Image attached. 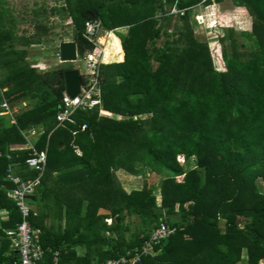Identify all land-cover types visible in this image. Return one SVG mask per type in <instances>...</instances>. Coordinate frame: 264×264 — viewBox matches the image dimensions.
Returning <instances> with one entry per match:
<instances>
[{"label": "trees", "instance_id": "obj_1", "mask_svg": "<svg viewBox=\"0 0 264 264\" xmlns=\"http://www.w3.org/2000/svg\"><path fill=\"white\" fill-rule=\"evenodd\" d=\"M67 1L79 56L95 47L83 34L85 21L99 18L106 30L129 27L127 35L116 33L119 43L111 36L123 60L100 64L101 107L79 110L75 122L52 130L64 72L73 68L40 71L27 60L28 48L50 30L43 21L25 35L17 19L0 20V111L3 101L21 108L15 124L0 115V208L9 211L0 232L21 220L8 192L9 166L21 178L35 177L25 160L46 149L30 206L36 192L45 199L57 191L51 182H71L81 195L67 202L65 224H41L31 206L29 220L45 250L38 264H103L140 248L162 221L174 232L140 264H264V0ZM212 2H233L251 17L249 31L231 27L219 38L223 71L192 24L194 7ZM173 6L184 11L174 25ZM44 12L39 6L32 14ZM40 124L45 133L34 149L12 150L26 143L23 131ZM179 156L184 163L194 158L195 166L186 169ZM138 166L163 175L160 202L147 184L129 193L120 185L116 171L135 174ZM135 216L140 222L132 227Z\"/></svg>", "mask_w": 264, "mask_h": 264}, {"label": "built area", "instance_id": "obj_2", "mask_svg": "<svg viewBox=\"0 0 264 264\" xmlns=\"http://www.w3.org/2000/svg\"><path fill=\"white\" fill-rule=\"evenodd\" d=\"M172 13L183 14L184 11L176 10L173 8ZM171 13V14H172ZM102 28V22L99 18H92L85 21L84 24V36L94 44V49H89L85 52L83 57L78 56L77 60L81 61L80 66L83 68L81 71L78 68L82 83L80 85V91L75 96L69 95L67 92L63 93L60 101V109L56 114L57 126H63L66 121L75 122L74 115L79 110H92L99 105L101 107V74L100 64H102L103 55L105 53V47L107 36H110V30H105V38L102 40L99 34ZM59 62H62L60 53L57 52ZM38 66L39 64H35ZM4 114H7L12 124L16 123L15 113L13 109L9 108L6 101L1 104ZM86 128V124L82 125V129ZM36 135L35 128L28 130V135ZM32 148V146L30 145ZM77 155L81 156L82 151L79 147L74 146ZM33 149V148H32ZM2 153L0 152V157ZM25 164L30 168L38 172V175L32 178H21L18 175H14L12 169H8L7 178L14 184L11 188V194L15 199L16 206L21 216L20 222L17 223L15 228L6 230V235L10 239L11 246L16 253L13 264H38L44 257V248L41 244V230L31 225L29 217L31 214V206L29 204L30 196L36 191L38 185L41 183L43 171L47 165V151L42 150L36 152L35 155L29 156L25 160ZM34 214V213H33ZM174 228L168 227L165 222L160 224L151 232L148 239L135 250H128L124 254L107 259L103 264H140L142 257L146 255H153L155 246L163 240H166L172 233ZM57 252H55L56 261Z\"/></svg>", "mask_w": 264, "mask_h": 264}, {"label": "rangeland", "instance_id": "obj_3", "mask_svg": "<svg viewBox=\"0 0 264 264\" xmlns=\"http://www.w3.org/2000/svg\"><path fill=\"white\" fill-rule=\"evenodd\" d=\"M39 6H44L45 12L42 17H37V19L36 17H33L32 13L33 10ZM224 6L225 7L222 8L221 5L214 2L210 4H199L194 7L192 22L195 32H197L199 36H204V38L208 40L214 66L220 71L225 70V62L223 60L222 44L219 38L223 35L225 29L231 27L236 31H249L251 29V17L249 16L247 10H245L243 7L237 6L233 2L227 3ZM173 8L179 10L178 7L173 6L169 10V14L172 13L171 10L174 11ZM3 12H5V14H3ZM7 15L17 19L15 25L17 26L18 34L28 35L29 33H33L35 24L38 21H43V23L47 24L50 28L47 33L43 34L41 44L37 45L36 47L30 46L28 48V53H44L45 55H43V57L46 60L49 59L51 61L50 65L52 68H57L59 66L77 68L78 66V68L80 67L81 71H83V68L80 66L81 62L79 60L76 62L60 63L58 57L55 55L54 46H56L62 39L72 38V35L76 31V26L72 20L67 0H0V20H3ZM156 16L159 18L161 14L157 13ZM171 16L173 17L172 25H174V17H176V14L172 13ZM4 23L5 22H3V24ZM104 29L105 28H103L102 24V28L99 32L100 35L105 34L106 29ZM172 29L173 26L169 29L170 32ZM113 32L115 35L116 33L127 35L129 32V27L122 26ZM165 39L166 36L163 35L158 40H156V42L158 45H162ZM18 48L22 47L18 46ZM30 63L34 64L37 62L30 61ZM19 112H21V109H18V112L16 111L15 114H18ZM179 161L184 164V167L187 169L193 168L195 166L196 160L191 158L184 163V157L179 156ZM120 170L122 171H116V178L127 193L131 192L132 190H138L147 184L148 187L154 190L157 203L161 201L160 185L163 175H156L149 169L142 168V166L137 167L139 172L135 174L123 169ZM182 179L183 175L177 176V180L181 181ZM262 189H264V183H262ZM107 221L111 222V219H107ZM138 222H140V219L136 216L133 217L132 227H135V224ZM221 226H224L223 223Z\"/></svg>", "mask_w": 264, "mask_h": 264}, {"label": "crops", "instance_id": "obj_4", "mask_svg": "<svg viewBox=\"0 0 264 264\" xmlns=\"http://www.w3.org/2000/svg\"><path fill=\"white\" fill-rule=\"evenodd\" d=\"M104 36H105V34L101 35L102 40L105 38ZM111 36H113L116 39V41L118 42L117 36L114 34L113 31H110V36L106 37L107 42H106V47H105V53H104L103 59H102V64L116 63V62H120L123 60V53H118L117 49H115L114 47L113 48L111 47V43H112ZM63 41H72V39L71 38L62 39L60 42H63ZM60 42H58V44L56 46H54L55 55L59 51ZM40 44L33 45L32 47H36L37 45H40ZM28 54L29 55H28L27 60L29 61V63H30V61L37 62L35 64H39L37 66L38 70L44 71V70H48V69L52 68L50 65L51 61L49 59L46 60L43 57V55H45L44 53L38 54L36 52H33V53L30 52ZM46 55H47V53H46ZM48 55H49V53H48ZM106 55H110L111 58L107 59ZM77 68H78V66H77ZM7 89H8V86H5L4 88L1 89V92L3 93ZM65 92H66V89H65ZM31 103L32 102H30V101H25L22 103V105L31 107V105H32ZM18 109H21V108L14 107L13 108L14 113H16V111L18 112ZM2 114H4L3 110L0 111V115H2ZM5 115H7V114H5ZM15 116H16V114H15ZM7 117H9V116L7 115ZM8 119L10 120V123H12L10 117ZM57 127L58 126H57V122H56V125L52 130L56 129ZM32 128H35L37 134L36 135H30L27 139H26V135L23 134L25 139H26V143L21 145V146H18V147H16V146L11 147L12 150H15V149H32V148L34 149V147H35L34 142L37 141L38 138L45 133V128L42 124H40V125L32 126L23 132L25 134H28V130L30 131ZM30 145L32 146V148L30 147ZM44 150H46V149H44ZM9 168H11L12 172H14L12 166L11 167L9 166ZM119 171H122V170L119 169L117 172H119ZM8 181H10V180L8 179ZM49 185H50L49 187L54 186L57 189V191L47 193V196L45 195V199H44V195H43L42 191H40V193H39V191L36 192V194L34 195L35 198L31 197L30 203H31V206L34 210V214L37 215L38 222H40L41 224H46L47 226L57 225L58 222L59 223L61 222V224H65L66 220H67V208H68L67 202L70 200L75 201L76 199H78V197H80L81 194L74 191V184L71 182H60L58 184L57 183L54 184L53 182H51V184H49ZM10 190H11V188L8 190V192H9L10 196H12ZM8 218H9V211L5 208H0V227H2V223L6 222L8 220ZM7 229L8 228H3V229H1L2 232H0V264H13L14 259H15L14 257L16 256V253L14 252V250L11 246L10 240L6 235ZM80 250H82V249L80 248L79 251Z\"/></svg>", "mask_w": 264, "mask_h": 264}, {"label": "water", "instance_id": "obj_5", "mask_svg": "<svg viewBox=\"0 0 264 264\" xmlns=\"http://www.w3.org/2000/svg\"><path fill=\"white\" fill-rule=\"evenodd\" d=\"M60 57L63 62H73L77 59V46L73 41H63L59 44ZM66 92L75 96L80 91L82 78L77 69L73 68L64 72Z\"/></svg>", "mask_w": 264, "mask_h": 264}, {"label": "clouds", "instance_id": "obj_6", "mask_svg": "<svg viewBox=\"0 0 264 264\" xmlns=\"http://www.w3.org/2000/svg\"><path fill=\"white\" fill-rule=\"evenodd\" d=\"M59 52V51H58ZM60 53V52H59ZM79 55V54H78ZM78 57V56H77ZM63 62V61H62ZM74 62V61H73ZM61 63V62H60ZM75 69H77L78 70V68H75ZM79 71V70H78Z\"/></svg>", "mask_w": 264, "mask_h": 264}]
</instances>
